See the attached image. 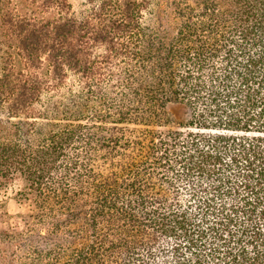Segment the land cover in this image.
Masks as SVG:
<instances>
[{
	"label": "trees",
	"instance_id": "16d2710c",
	"mask_svg": "<svg viewBox=\"0 0 264 264\" xmlns=\"http://www.w3.org/2000/svg\"><path fill=\"white\" fill-rule=\"evenodd\" d=\"M0 264H264V0H0Z\"/></svg>",
	"mask_w": 264,
	"mask_h": 264
},
{
	"label": "rangeland",
	"instance_id": "374dc122",
	"mask_svg": "<svg viewBox=\"0 0 264 264\" xmlns=\"http://www.w3.org/2000/svg\"><path fill=\"white\" fill-rule=\"evenodd\" d=\"M19 181H10L0 189V228L22 227V216L30 208L27 202L16 197Z\"/></svg>",
	"mask_w": 264,
	"mask_h": 264
}]
</instances>
